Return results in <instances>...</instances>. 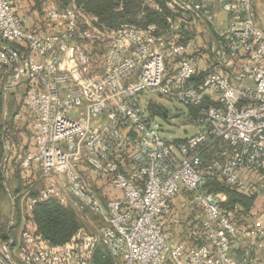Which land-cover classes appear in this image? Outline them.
I'll return each instance as SVG.
<instances>
[{
	"label": "built area",
	"instance_id": "obj_1",
	"mask_svg": "<svg viewBox=\"0 0 264 264\" xmlns=\"http://www.w3.org/2000/svg\"><path fill=\"white\" fill-rule=\"evenodd\" d=\"M167 6V26H110L78 0H0V98L19 96L17 119L26 111L32 131L20 242L0 239V264H255L238 250L264 254V210L244 219L239 203L203 188L219 177L264 201V18L256 0ZM152 95L196 108L198 131L167 138ZM218 145L223 161L205 158ZM182 190L198 214L177 231L165 218ZM48 198L99 222L52 246L32 215Z\"/></svg>",
	"mask_w": 264,
	"mask_h": 264
},
{
	"label": "trees",
	"instance_id": "obj_2",
	"mask_svg": "<svg viewBox=\"0 0 264 264\" xmlns=\"http://www.w3.org/2000/svg\"><path fill=\"white\" fill-rule=\"evenodd\" d=\"M156 1L160 4V10L150 7L145 0H78L88 10L97 14L102 22L110 26H116L120 23H130L138 26L148 24H157L159 27L167 26V19L173 13L167 6V0ZM40 4L41 0H31L30 3L24 0V6L31 5L32 8L40 9ZM95 50L93 48V52ZM2 101L3 99L0 98V104ZM155 108L161 113L166 110L162 104L156 105ZM18 112L19 110L11 118L9 117L4 122H0V185H4L6 177L11 178L17 182L18 190L22 191L28 189L29 181L32 179V173L24 171L20 166L22 157L32 147V131L28 127L27 112L24 111V120L16 118ZM192 114L195 119L197 116L196 108L193 109ZM6 144L11 147L9 150L6 149ZM7 156L9 160L5 162ZM206 157H209V153ZM203 188L213 193H225L227 195V199L223 202L225 207L239 203L240 209L238 212L244 219L251 217L252 209L257 205L258 198L255 192H242L236 186L228 184L219 177L206 178L203 182ZM30 193L31 195L36 194L34 191ZM194 211L197 215L198 208ZM32 215L38 230L52 246L68 244L75 234L84 227V223L77 212L72 207L62 204L57 198H48L35 203L32 208ZM178 221V216H174L173 213L165 218V225L176 229L180 226ZM181 229L179 228L177 231ZM7 237L8 235L5 234L3 238L6 239ZM188 239L191 242L193 240L192 238ZM98 260L100 264L109 263L108 260L106 262L101 259Z\"/></svg>",
	"mask_w": 264,
	"mask_h": 264
},
{
	"label": "rangeland",
	"instance_id": "obj_3",
	"mask_svg": "<svg viewBox=\"0 0 264 264\" xmlns=\"http://www.w3.org/2000/svg\"><path fill=\"white\" fill-rule=\"evenodd\" d=\"M71 0H60L62 4H67ZM65 2V3H64ZM264 14V13H262ZM264 16V15H263ZM223 22V21H222ZM221 25V23L219 24ZM200 30V28H199ZM199 34L202 35L205 40V42H208L209 40V34L201 31ZM25 89L24 86L20 87V91H23ZM151 98L158 103L165 106L169 116L165 118L163 116V124L166 129L165 136L170 139H180L185 138L187 136L193 135L198 131V126L193 123V119L195 116H193V109L192 107H187L185 105H182L176 101H171L165 98L158 97L156 95H152ZM19 96L17 94L10 95L8 98H6V105L8 109V114H5L4 109V102L2 101L0 104V122H4L9 117L11 118L17 110H19ZM221 145H218L209 153V157L217 158L218 161H223L222 157H219L220 154ZM220 162V163H221ZM206 180V179H205ZM204 180V181H205ZM1 186V185H0ZM0 239L5 240V234L8 235V237H13V239L16 241V244L20 242L21 237V217L18 216L19 212L25 213L26 212V199L24 198V190L19 191L18 190V184L12 179H9L6 177V181L4 182V185L0 187ZM258 204L259 206L258 210L262 211L264 210V201L263 199H259ZM192 209H196L194 205H191ZM17 212V223L16 226L10 227V221L12 219L13 211ZM183 214H178L176 211H174V216H178L179 221L178 224H183L188 221H184L185 219L182 217ZM81 220L84 223V227H92L93 225H96L99 222V219L94 216L93 214H88V216L81 218ZM10 229V231H9ZM8 237L6 239H8ZM261 260V259H260Z\"/></svg>",
	"mask_w": 264,
	"mask_h": 264
},
{
	"label": "crops",
	"instance_id": "obj_4",
	"mask_svg": "<svg viewBox=\"0 0 264 264\" xmlns=\"http://www.w3.org/2000/svg\"><path fill=\"white\" fill-rule=\"evenodd\" d=\"M256 3H257L258 13L260 17L263 19L264 14L262 13H264V0H256ZM3 102H4L3 104L4 109L6 110V112H8L6 99H4ZM258 201L259 199L257 200L256 203H258ZM191 205H192L191 197L188 194V192H186L185 190H182V192L173 199V210L176 211L178 214H183L182 217L185 219L184 221L189 222L193 218H195L196 212L192 209ZM259 206H261V204L260 205L258 204V206L256 205L252 210L254 212L257 211ZM188 222H186V224L185 222L183 224H180L179 228L188 226L189 225ZM179 228L176 227L177 230ZM238 253L241 258H246L248 262L252 260L254 261L255 264H264V254L261 251L249 250V248H245V249L240 248L238 250Z\"/></svg>",
	"mask_w": 264,
	"mask_h": 264
},
{
	"label": "water",
	"instance_id": "obj_5",
	"mask_svg": "<svg viewBox=\"0 0 264 264\" xmlns=\"http://www.w3.org/2000/svg\"><path fill=\"white\" fill-rule=\"evenodd\" d=\"M163 116H164L165 118H167V117L169 116L168 112H167V111H164V112H163Z\"/></svg>",
	"mask_w": 264,
	"mask_h": 264
}]
</instances>
